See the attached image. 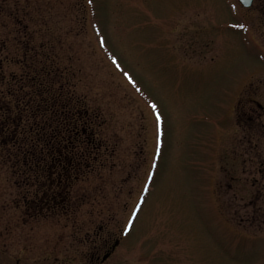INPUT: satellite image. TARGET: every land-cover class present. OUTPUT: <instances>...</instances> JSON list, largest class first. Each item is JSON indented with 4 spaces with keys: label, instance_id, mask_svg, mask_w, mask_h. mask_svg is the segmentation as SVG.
Returning <instances> with one entry per match:
<instances>
[{
    "label": "rangeland",
    "instance_id": "1",
    "mask_svg": "<svg viewBox=\"0 0 264 264\" xmlns=\"http://www.w3.org/2000/svg\"><path fill=\"white\" fill-rule=\"evenodd\" d=\"M0 14L43 40L74 27L102 86L85 91L111 100V165L79 180L73 215L0 239V264H90L116 243L106 264H264V0H0Z\"/></svg>",
    "mask_w": 264,
    "mask_h": 264
},
{
    "label": "trees",
    "instance_id": "2",
    "mask_svg": "<svg viewBox=\"0 0 264 264\" xmlns=\"http://www.w3.org/2000/svg\"><path fill=\"white\" fill-rule=\"evenodd\" d=\"M6 18L0 17V218L7 222L0 239L33 233L30 222L73 215L85 202L79 180L111 165V100L85 91L87 81L102 86L79 65L84 53L72 39L80 34L70 35L74 27L45 30L43 40L22 19ZM9 209L17 220L5 218Z\"/></svg>",
    "mask_w": 264,
    "mask_h": 264
},
{
    "label": "flooded vegetation",
    "instance_id": "3",
    "mask_svg": "<svg viewBox=\"0 0 264 264\" xmlns=\"http://www.w3.org/2000/svg\"><path fill=\"white\" fill-rule=\"evenodd\" d=\"M255 1V0H254ZM116 246H118V243H116V245H111L108 250L110 249V251H108L107 253L101 254L99 255L98 253H93L91 255L90 258V264H106L107 262H109L111 255L114 253L115 249L117 248Z\"/></svg>",
    "mask_w": 264,
    "mask_h": 264
},
{
    "label": "water",
    "instance_id": "4",
    "mask_svg": "<svg viewBox=\"0 0 264 264\" xmlns=\"http://www.w3.org/2000/svg\"><path fill=\"white\" fill-rule=\"evenodd\" d=\"M239 1L245 8H249L253 4V0H239Z\"/></svg>",
    "mask_w": 264,
    "mask_h": 264
}]
</instances>
